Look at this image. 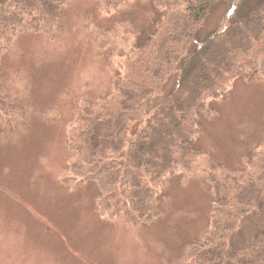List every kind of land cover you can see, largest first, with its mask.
<instances>
[{
  "label": "trees",
  "instance_id": "1",
  "mask_svg": "<svg viewBox=\"0 0 264 264\" xmlns=\"http://www.w3.org/2000/svg\"><path fill=\"white\" fill-rule=\"evenodd\" d=\"M76 1L0 0L3 133L23 120L4 69L8 55L31 36L58 44ZM82 1L101 18L123 20L106 27L91 21L95 50L108 59V85L97 96L85 87L73 101L69 184L94 183L98 208L138 227L161 217L162 193L177 174L203 171L209 227L200 242L183 247L182 264H264V136L240 168H209L198 146L205 124L218 116L213 103L227 101L236 81L264 77V0H241L236 16L211 31L209 19L228 0ZM133 3L153 16L136 32Z\"/></svg>",
  "mask_w": 264,
  "mask_h": 264
},
{
  "label": "rangeland",
  "instance_id": "2",
  "mask_svg": "<svg viewBox=\"0 0 264 264\" xmlns=\"http://www.w3.org/2000/svg\"><path fill=\"white\" fill-rule=\"evenodd\" d=\"M240 2L219 6L206 30L224 27ZM129 10L132 32L153 19L144 5ZM68 21L58 44L23 38L5 61L23 120L10 134L0 130V264H182L183 247L200 242L209 227L212 198L203 171L177 174L162 193L161 217L138 227L100 210L94 183L67 181L73 101L85 87L97 96L108 85V59L95 50L91 21L111 24L82 0ZM213 106L218 116L205 124L198 146L209 168H240L264 136V77L236 81L230 98Z\"/></svg>",
  "mask_w": 264,
  "mask_h": 264
}]
</instances>
